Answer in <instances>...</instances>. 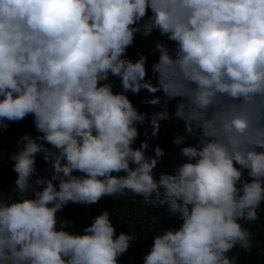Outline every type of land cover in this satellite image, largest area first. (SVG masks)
<instances>
[{
  "label": "clouds",
  "instance_id": "obj_1",
  "mask_svg": "<svg viewBox=\"0 0 264 264\" xmlns=\"http://www.w3.org/2000/svg\"><path fill=\"white\" fill-rule=\"evenodd\" d=\"M153 32L149 76L127 51ZM142 90L161 110L134 106ZM173 101L186 135L165 171L149 141ZM29 116L37 135L16 141L0 188V264H121L136 237L107 208L82 231L58 213L126 195L180 221L141 264H238L264 210V0H0V133Z\"/></svg>",
  "mask_w": 264,
  "mask_h": 264
},
{
  "label": "trees",
  "instance_id": "obj_2",
  "mask_svg": "<svg viewBox=\"0 0 264 264\" xmlns=\"http://www.w3.org/2000/svg\"><path fill=\"white\" fill-rule=\"evenodd\" d=\"M160 39L163 38L156 32L147 36L137 35L134 46L130 47L127 51L128 57L132 59L136 58L137 49L147 55L148 64L146 67L149 69V76H151L150 65L156 59L155 43ZM116 83L118 84V81H116ZM127 95L134 106L140 111L151 113L154 110H161L158 106L141 103L144 97L150 98L151 95H153L146 90H142L139 95H133L130 92L127 93ZM155 95H161V93H156ZM174 103V101L170 102L167 106L171 118L160 122L158 135L149 141L150 154L152 147L157 144L165 150V156L160 161V164L163 166L162 170L165 171L169 170V165L178 164L182 162L183 159L178 156L179 146L172 144L174 135H186L183 122L172 117ZM138 128L140 136L136 141V146L139 145L141 140L146 139L144 136L145 129L148 130L149 135L151 133V125L147 122L142 126H138ZM25 132L31 133L33 136L37 135L30 116L22 121L10 123L8 129L0 133V151H2V156H0V188H4L5 190L10 191L9 187L13 185L16 177V173L12 170L13 162L8 159L9 153L17 150L16 141ZM192 142L193 140L191 137L186 141V143ZM36 165L42 173L47 167L42 160L41 154H38L36 157ZM103 208H107L110 211L117 233L121 230L126 232L131 231L136 237L132 247L121 257V264H141L143 254L152 242V234L155 233L160 226H178L180 223L175 215L168 211L167 205L157 206L151 203L146 205L142 198L137 197L131 199L127 195L116 199L106 197L98 204L90 206L69 203L58 213V216L74 220V229L82 231L83 226L90 223L92 217L98 214ZM261 208L264 209V202H262ZM155 218H158L159 221ZM247 226L254 232L253 248L249 253H244L239 248H236L233 254L239 253L238 264H264V210L260 211V218L258 221Z\"/></svg>",
  "mask_w": 264,
  "mask_h": 264
}]
</instances>
